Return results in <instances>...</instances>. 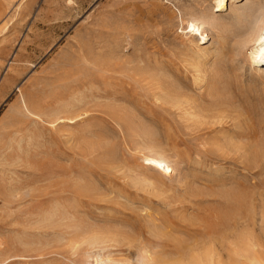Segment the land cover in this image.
Returning a JSON list of instances; mask_svg holds the SVG:
<instances>
[{
    "label": "rangeland",
    "instance_id": "rangeland-1",
    "mask_svg": "<svg viewBox=\"0 0 264 264\" xmlns=\"http://www.w3.org/2000/svg\"><path fill=\"white\" fill-rule=\"evenodd\" d=\"M260 2L0 0V264H264Z\"/></svg>",
    "mask_w": 264,
    "mask_h": 264
},
{
    "label": "bare ground",
    "instance_id": "bare-ground-1",
    "mask_svg": "<svg viewBox=\"0 0 264 264\" xmlns=\"http://www.w3.org/2000/svg\"><path fill=\"white\" fill-rule=\"evenodd\" d=\"M213 2L215 3L214 11L211 10L213 13L211 12L209 15V13L206 12L205 17H209L210 19H212V21H215V19H217V17L214 15L215 10L216 11L222 10V9L226 8L228 5L230 6L232 4V0H213ZM252 4L253 5L247 9H243L240 7L234 8V9L232 8L235 26L230 31L228 30V27L230 28L231 26L225 27V30L223 32L227 33L225 36H229L232 38L233 49L235 50L236 54H238V55L243 54L244 55V63H246V64H241V66L239 67L240 71H248L249 73L256 75V76H259L260 78L264 79V4H262L261 2L257 3V4H254V3H252ZM217 24L218 25H216V26L222 25L221 23H217ZM223 39H224V37H223ZM194 47L196 49L194 51V53H199L201 51L200 47L198 45H195ZM85 62H88V61L85 59ZM203 64H204V62H203ZM195 68H196L195 70L199 73L200 72L203 73L205 71L203 69H200L199 66L195 67ZM201 68H202V66H201ZM141 70L144 71V73H149V75L153 74L148 69H144V67H141ZM202 75L203 74H201V75L197 74V77L195 78V80L199 83L203 82L204 78L206 76H202ZM153 79L156 81L155 83L159 86H170L171 85V84H169V81H166V83L161 82L159 76L155 75L153 77ZM162 95L164 97H170L171 99H173L174 102L176 103V106L179 107L180 104H178V103L180 102V96H176V97L172 96L170 94L168 87H165V89L162 91ZM120 104H121V102H120ZM225 106L228 107V109L226 107L224 109L222 108V110L219 111L220 115H224V113H227L228 110H230L229 105H225ZM93 241H94V239H93Z\"/></svg>",
    "mask_w": 264,
    "mask_h": 264
}]
</instances>
